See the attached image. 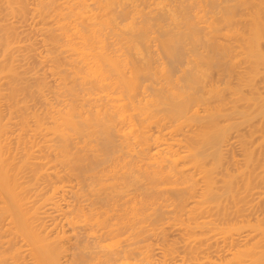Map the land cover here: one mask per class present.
<instances>
[{
  "label": "bare ground",
  "instance_id": "1",
  "mask_svg": "<svg viewBox=\"0 0 264 264\" xmlns=\"http://www.w3.org/2000/svg\"><path fill=\"white\" fill-rule=\"evenodd\" d=\"M262 44L264 0H0V264H264Z\"/></svg>",
  "mask_w": 264,
  "mask_h": 264
},
{
  "label": "rangeland",
  "instance_id": "2",
  "mask_svg": "<svg viewBox=\"0 0 264 264\" xmlns=\"http://www.w3.org/2000/svg\"><path fill=\"white\" fill-rule=\"evenodd\" d=\"M29 1H30V0H29ZM240 10H241V9H240ZM240 10L238 11V13H239L242 17L245 16V14H246L245 12H246V11H245V10H241V11H240ZM244 11H245V12H244ZM28 16H29V15H28ZM27 22H28V21H27ZM17 23H19V22H17ZM22 23H24V24H22V25H27V23H25V21H24V22L22 21ZM20 24H21V23H20ZM20 24H18V25H20ZM28 24H29V23H28ZM244 24H245L244 21L241 20V21H239V22H237V23H234V24L232 25V27L239 28V29L242 31V30L245 28V27H244ZM16 25H17V24H16ZM22 25H20V26H22ZM21 28H23V27H21ZM24 28L27 29V27H24ZM25 29H23V31H24ZM25 31H27V30H25ZM29 31H31V30H29V28H28V31H27V32H29ZM30 33H31V32H30ZM30 33H29L28 35H30ZM23 35H24V37H22V38L24 39V38H25V35H27V34H24V33H23ZM23 35H22V36H23ZM27 37H28V36H27ZM30 37H31V36H30ZM28 38H29V37H28ZM26 39H27V38H26ZM35 45H36V44H35ZM37 45H38V43H37ZM37 45H36V46H37ZM39 45H40V44H39ZM39 45H38V47H39ZM262 45H264V44H262ZM262 48H264V46H262ZM244 57H245V53L239 55V56L237 57V59L244 58ZM33 60H34V59H33ZM33 62H34V61H33ZM34 63H37V62H34ZM34 63H33V64H34ZM31 64H32V61H31ZM242 64H243V63H242ZM34 65H35V64H34ZM243 65H244V64H243ZM243 65L240 64V66H243ZM261 81H262V80H261ZM261 81H260V83H258V84L261 85V84H262ZM262 85H264V84H262ZM256 86H257V84H256ZM256 88H257V87H256ZM260 89H262V88H260ZM260 89L257 88V89H255V90H256V92H257V90H258V92H259ZM260 91H261V90H260ZM262 91H264V90H262ZM245 92H247V90H245ZM247 93H250V91H248ZM251 93H252V91H251ZM254 93H255V92H254ZM259 93L261 94V92H259ZM262 93H264V92H262ZM255 94L257 95V93H255ZM252 95H254V94H250L249 97L252 96ZM256 95H255V96H256ZM246 96L248 97L247 94H246ZM255 96H253V97L256 98ZM259 96H260V95H259ZM262 96H264V95H262ZM262 96H261V98H262ZM249 97H248V98H249ZM253 97H252V98H253ZM259 98H260V97H259ZM259 98H258V99H259ZM256 99H257V98H256ZM262 99H264V98H262ZM246 100H247V101H243V100H242L241 103L239 102V103L241 104V106H242L240 110H243V107H245L246 103L249 102L248 99H246ZM250 101H251V100H250ZM252 101H253V100H252ZM252 101H251V102H252ZM255 101L257 102L258 100H255ZM259 101H260V100H259ZM259 101H258V102H259ZM245 102H246V103H245ZM251 102H249V103H251ZM253 102H254V101H253ZM256 102H255V103H256ZM260 102H261V101H260ZM260 102H259V103H260ZM244 103H245V104H244ZM249 103L247 104V106L249 107V108H248L249 110H250V108L255 107V104H254V103H251L250 106H249ZM243 104H244V105H243ZM252 104H254V106H253ZM261 104L264 105V102H262ZM257 105H259V104H257ZM262 105H261V106H262ZM247 106H246V107H247ZM259 106H260V105H259ZM259 106H256V108L259 109ZM246 107H245L244 110H247ZM239 108H240V107H239ZM257 109L255 110V108H253V109H251V110L254 111V112H252V111H249V112H248V114L252 113V116H249V115L246 113V112H247V111H246V112H245L246 114H244V117H242V118L244 119V121H246V123H248V120L251 119L252 126L254 125V121H256V119H257L258 122L256 121V123H255L256 126L254 125L256 128H257V126H258L257 123L259 124V121H264V118H262V117H264V115H261V114H264V112H262V110H264V108H260L259 113L257 112ZM261 109H262V110H261ZM244 110H243V111H244ZM255 111H256L258 114H256ZM260 112H261V113H260ZM253 113H254L255 116L253 115ZM245 115L249 116V119H248V117H247V119H246V116H245ZM250 115H251V114H250ZM260 115L262 116V117L260 118V119H262V120H258V117H260ZM254 117H255V118H254ZM253 118H254V119H253ZM239 120H240V119H239ZM252 120H253V121H252ZM242 122H243V121H242ZM249 122H250V121H249ZM243 123H244V122H243ZM246 123H245V125H242V127H241V128H243L244 131L241 129L243 132H242L241 130H239L240 132L244 133V132H245V129L248 130V129L251 128V125H250V128H249V124H248V126H247ZM240 126H241V125H240ZM240 126H239V127H240ZM258 127H259V126H258ZM256 128H255V130H256ZM239 129H240V128H239ZM251 129H253V127H252ZM258 129H259V128H258ZM255 130H252V131H253L254 141H255V143H256V141L258 140L259 135L262 134V133H264V122H262V127H261V125H260V131L258 130V131L256 132V133L258 134V136H257L256 134H254V131H255ZM261 130H262V131H261ZM230 131H231V130H230ZM230 131H229V132H230ZM234 131H235V132H234ZM239 131H238V129H237V132H238V133H239ZM249 131H250V130H248V132H249ZM231 132H232V133H228V134H230V135H229V138H228V136H227V141L230 140V141L232 142V140H233L232 143L235 142V143H234L235 146L238 145V143L243 142V141H242V138H243V135H244L245 133H244L243 135H241V136H240L241 133H240V134H235V133H237V132H236V130H234V128H233V130H232ZM247 134H248V133H246V137H248ZM234 135H235V136H234ZM236 135H239V137H242L241 140H240V138H239V140H238V137H237V140H238V141H236V140H235ZM249 135H250V134H249ZM233 136H234V137H233ZM244 136H245V135H244ZM250 136H252V135H250ZM250 136L247 138V140H246V137H245V140H244V142H243V143H246V144L248 143V144H249V147H248V148H250V147L252 148V147L255 145L254 142H252L253 145L250 146L251 141H252V137H250ZM255 136L257 137L256 140H255ZM232 137H233V138H232ZM249 138H250V140H249ZM230 141L227 142V143H228L227 145H230V143H231ZM245 141H246V142H245ZM246 144H244V145L247 146ZM242 145H243V144L241 143L240 146L238 145V147H237V146L235 147V146H232V144H231L229 147H231V146H232V147H231V149L229 148V149H230L229 152H230V151L233 152V149H234V150L238 149L237 151L239 152V150H241L240 148L243 147ZM256 145H257V143H256ZM241 146H242V147H241ZM227 147H228V146H227ZM256 147H258V145H257ZM232 148H233V149H232ZM235 148H236V149H235ZM253 149L255 150V148H253ZM256 149H257V148H256ZM229 152H228V153H229ZM235 152H236V151H235ZM235 152H233V153H235ZM254 152H255V151H254ZM256 152H257V151H256ZM256 152L254 153V154H255V157L253 156V157H254L253 160L255 161V158H257L258 161H262V162H264V153H262V152H258L259 155H258V154H257V155H258L259 157H257ZM233 153L230 152V153L228 154L229 156H230V154H231L232 157H230V158L235 159V158L238 157L237 160H241V157H240V159H239V156H240V155H238L237 152H236L237 154L235 155L236 157L234 156V158H233V155H232ZM261 153H262V154H261ZM223 154H224V155H222L223 158H221V159H222V162H225V159L227 158V160H228V159H229V156H228V157L225 156L226 153H223ZM254 154H253V155H254ZM226 155H227V154H226ZM260 155H261V156H260ZM224 156H225V157H224ZM259 158H260V159H259ZM223 159H224V161H223ZM257 159H256V160H257ZM227 160H226V161H227ZM230 161H232V160H230ZM258 161H257V163H258ZM225 163H226V164H229V162H228V163L225 162ZM225 163H224V164H225ZM254 163H255V162H254ZM226 164H225V165H226ZM230 166H231V168H232V164H231V162H230ZM255 167H256V166H255ZM229 168H230V167H229ZM255 169H256V168H255ZM257 169H258V168H257ZM230 170H231V169H230ZM256 171H257V170H256ZM222 172H223V171H222ZM257 188H258V187H257ZM257 188L254 189V191H255V190L257 191ZM258 189H259V188H258ZM260 189H261V188H260ZM262 189H264V188H262ZM262 189H261V190H262ZM259 191H260V190H259ZM256 194H257V193H256ZM254 195H255V194H254ZM259 195H260V194H258L257 196H259ZM261 196H262V195H261ZM255 197H256V195H255ZM259 198H260V196H259ZM259 198H257V199L260 200ZM262 199H264V198L261 197V200L259 201V202H261V203H259V204H262V202H264V200H262ZM244 205H246V203H245ZM247 205H248V203H247ZM262 205H264V204H262ZM260 206H261V205H260ZM260 206H259V207H260ZM261 207H262V206H261ZM259 209H260V208H259ZM261 209L264 210V207H262ZM262 210H261V211H262ZM262 212H264V211H262ZM262 212H260V213H261L262 215H264V213H262ZM232 216H233V215H232ZM251 216H253V215H251ZM251 216H250V217H251ZM258 216H260V215L258 214ZM254 217H255V218H254ZM260 217H261V218H264V216H260ZM252 218H254V220H253ZM252 218H251V221H250V222L255 221V220L257 219V218H256V215L253 216ZM222 219H224L226 222H228V223H226L224 220L221 221V222H222V223H221L222 226H225V225H227V224L231 225L232 223H235L237 217H235V218H234V217H232V218H231V217H229V218L226 217V219H225V218H222ZM244 219H245V218H244ZM246 219H247V218H246ZM249 219H250V218H249ZM220 220H221V219H220ZM258 220H259V219H257L256 221L258 222ZM262 220H264V219H262ZM262 220H260V221L262 222ZM237 221H238V220H237ZM260 221H259V222H260ZM224 222H225V223H224ZM218 223L220 224V221H219ZM223 223H224L225 225H224ZM252 223H253V222H252ZM262 223H264V222H262ZM253 224H255V223H253ZM258 224H259V223H258ZM220 226H221V225H220ZM222 226H221V227H222ZM261 226H264V225L261 224ZM168 229H169V228H168ZM170 229H171V228H170ZM170 231H173V229L169 230V232H170ZM216 231H217V230H216ZM165 232H166V231H165ZM174 232L176 233V231H174ZM174 232H173V233H174ZM218 232H219V231H217L216 233L218 234ZM173 233L171 232L172 235H173ZM175 233H174V235H175ZM211 233H213V232H211ZM214 233H215V231H214ZM214 233L211 234V235H210V233H209V235H210V236H213V235H215ZM167 234H168V233L166 232L165 235H167ZM171 234H170V235H167L169 238H168V239L166 238L167 240L165 239V240H166L165 242H169V241H170L169 239L173 237V236L170 237ZM176 234H177V233H176ZM221 234H223V233H221ZM253 234H255V233H253ZM258 235H259V234H258ZM258 235H257V237H258ZM167 236H166V237H167ZM176 236H177V238H178V235H176ZM210 236H209V237H210ZM216 236H217V237H212V238H216L215 240H217L218 235H216ZM219 236L222 237V235H219ZM252 236H253V235H252ZM259 236H260V235H259ZM174 237H175V236H174ZM254 237L256 238V235L253 236L252 239H253ZM259 238H260V237H259ZM172 239H173V238H172ZM175 239H176V238H175ZM261 239H262V238H261ZM261 239H260V240H261ZM168 240H169V241H168ZM173 240H174V239H173ZM178 240H179V238L176 239V242H177ZM218 240H219V238H218ZM220 240H221V239H220ZM220 240H219V242H220ZM250 240H251V239H250ZM255 240H256V239H255ZM171 241H172V240H171ZM180 241H181V240H180ZM211 241H213V240H211ZM261 241H262V240H261ZM213 242H214V241H213ZM251 242H252V241H251ZM251 242H250V243H251ZM220 243H221V242H220ZM220 243H219V244H220ZM261 243L264 244V242H261ZM179 244H181V242H180ZM176 245H177V244H176ZM260 246H261V245H260ZM257 247H258V246H256V248H257ZM260 249H264V248H262V246H261ZM232 250H233V249H232ZM252 250H254V249H252ZM256 250H257V249H256ZM212 251H214V250H212ZM223 251L225 252V249H224ZM230 251H231V249H230ZM230 251H228L227 254L224 253V255H228V256L231 257V253H230ZM242 251H243V252H242ZM242 251L239 252L240 254H241V252L243 253V255H241V256H242L241 259H243V256H244V254H245L244 252H246V251H248V250H245V251L242 250ZM261 251H262V250H261ZM214 252H215V251H214ZM214 252H212V253L214 254ZM221 252H222V251H221ZM231 252H232V251H231ZM255 252H256V251H254V252H253V251H251V252L249 251V253H254L253 255H255V256H256L260 251H259L258 253H255ZM215 253H216V252H215ZM261 253H264V252H261ZM261 253H259L260 255L258 254L260 258L257 257V259L264 258V256H262ZM216 254H217V253H216ZM219 254L222 255L223 253L221 254V253L219 252ZM240 254H239V255H240ZM246 254H247V253H246ZM246 254H245V258H246V261H248V259H249L250 257H249V254H247V257H249V258H247V257H246ZM224 255H222V257H224ZM258 255H257V256H258ZM228 256H226V257L228 258ZM261 256H262V257H261ZM251 257H253V256L251 255ZM255 258H256V257H255ZM243 260H245V259H243ZM261 260L264 261V259H261ZM233 261H234V259H233ZM233 261H232V262H233ZM246 261H243V262L245 263ZM243 262H242V263H243ZM233 263H235V261H234ZM246 263H248V262H246Z\"/></svg>",
  "mask_w": 264,
  "mask_h": 264
}]
</instances>
